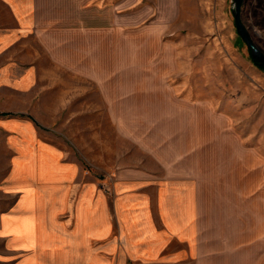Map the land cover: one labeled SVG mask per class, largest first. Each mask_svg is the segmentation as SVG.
Instances as JSON below:
<instances>
[{
	"label": "rangeland",
	"instance_id": "374dc122",
	"mask_svg": "<svg viewBox=\"0 0 264 264\" xmlns=\"http://www.w3.org/2000/svg\"><path fill=\"white\" fill-rule=\"evenodd\" d=\"M85 2L103 33L78 40L85 55L62 59L109 67L111 95L119 88L124 98L109 107L125 111V134L105 115L104 72L92 82L62 69L46 74L57 84L42 111L52 140L83 174L145 168L189 178L200 255L185 264H264V71L238 42L231 0ZM240 21L264 55V0H243Z\"/></svg>",
	"mask_w": 264,
	"mask_h": 264
},
{
	"label": "crops",
	"instance_id": "0c3cea01",
	"mask_svg": "<svg viewBox=\"0 0 264 264\" xmlns=\"http://www.w3.org/2000/svg\"><path fill=\"white\" fill-rule=\"evenodd\" d=\"M85 1L0 0V264L189 263L200 255L189 178L145 168L83 174L52 140L42 111L57 84L46 74L62 69L102 81L105 115L125 134V111L109 107L124 102L119 88L111 95L109 67L62 59L85 55L78 40L103 33Z\"/></svg>",
	"mask_w": 264,
	"mask_h": 264
},
{
	"label": "water",
	"instance_id": "95a60500",
	"mask_svg": "<svg viewBox=\"0 0 264 264\" xmlns=\"http://www.w3.org/2000/svg\"><path fill=\"white\" fill-rule=\"evenodd\" d=\"M243 0H231L230 14L234 31L239 40L243 43L252 63L264 69V55L253 44L249 34L240 21V7Z\"/></svg>",
	"mask_w": 264,
	"mask_h": 264
},
{
	"label": "trees",
	"instance_id": "16d2710c",
	"mask_svg": "<svg viewBox=\"0 0 264 264\" xmlns=\"http://www.w3.org/2000/svg\"><path fill=\"white\" fill-rule=\"evenodd\" d=\"M238 42L239 43H242L240 40H239V38H238ZM247 53H248V50H247ZM249 55V54H248ZM250 58V57H249ZM254 64V63H253ZM255 65V64H254ZM256 66V65H255ZM259 68V67H258ZM259 69H261V70H263L264 71V69L263 68H259Z\"/></svg>",
	"mask_w": 264,
	"mask_h": 264
}]
</instances>
